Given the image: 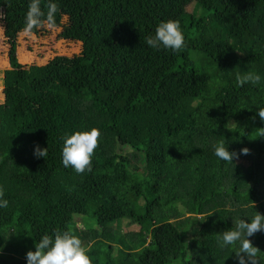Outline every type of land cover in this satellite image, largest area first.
Here are the masks:
<instances>
[{
	"label": "trees",
	"instance_id": "obj_1",
	"mask_svg": "<svg viewBox=\"0 0 264 264\" xmlns=\"http://www.w3.org/2000/svg\"><path fill=\"white\" fill-rule=\"evenodd\" d=\"M28 1L0 0L7 36ZM53 2L87 52L22 69L3 91L0 264H27L54 231L79 237L92 264H264V231L249 237L254 255L222 240L264 214V0ZM168 20L181 26L179 52L146 44ZM92 128L91 171L65 168L64 139ZM218 143L232 161L214 155ZM76 216L95 227H74Z\"/></svg>",
	"mask_w": 264,
	"mask_h": 264
},
{
	"label": "clouds",
	"instance_id": "obj_2",
	"mask_svg": "<svg viewBox=\"0 0 264 264\" xmlns=\"http://www.w3.org/2000/svg\"><path fill=\"white\" fill-rule=\"evenodd\" d=\"M57 5L49 0L46 21L49 26H54V15ZM43 15L40 0H30L26 15V32L41 24ZM185 38L178 21H162L155 29V34L146 38V44L153 49H170L173 52L181 51L185 46ZM254 83L261 81V76L248 77ZM246 80H240L243 85ZM256 114L264 121V108L258 109ZM101 133L99 129L92 128L90 131L75 132L64 139L62 147V164L65 168L71 167L77 173H83L87 169L91 171V158L98 144ZM247 154V149H242ZM33 155L37 159L47 155V148L34 145ZM214 155L223 161H232L235 153L230 152L223 143H218L214 148ZM8 207V200L4 198L0 190V209ZM264 231V214H257L249 220H240L235 230H228L222 234L225 246L241 241V252L254 255L256 247L252 245L249 237L257 232ZM244 239L241 240V238ZM35 251L26 253L27 264H92L86 248L76 235L67 231H54L52 234H44L34 245ZM240 264H243L241 260Z\"/></svg>",
	"mask_w": 264,
	"mask_h": 264
},
{
	"label": "rangeland",
	"instance_id": "obj_3",
	"mask_svg": "<svg viewBox=\"0 0 264 264\" xmlns=\"http://www.w3.org/2000/svg\"><path fill=\"white\" fill-rule=\"evenodd\" d=\"M48 4L49 0H40L42 22L38 27H33L30 32L25 31L28 7L22 10L24 17L21 19L15 17L12 19L13 15L10 16L14 23L22 24V27L12 31L11 36L6 34L4 11L0 8V103L3 101V91L12 86L17 78V72L22 69L44 65L56 56L75 57L87 52L86 39L79 33L73 16L66 8L56 4L54 26H49L46 21ZM12 61H15L16 66ZM73 226L78 229L93 228L95 223L87 216H76ZM118 230L123 235L137 231V228L122 225ZM2 261H4L3 258Z\"/></svg>",
	"mask_w": 264,
	"mask_h": 264
}]
</instances>
